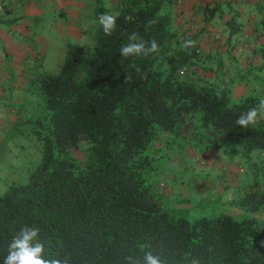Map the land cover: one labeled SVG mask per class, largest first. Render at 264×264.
<instances>
[{"label":"trees","instance_id":"16d2710c","mask_svg":"<svg viewBox=\"0 0 264 264\" xmlns=\"http://www.w3.org/2000/svg\"><path fill=\"white\" fill-rule=\"evenodd\" d=\"M92 1L93 44L81 55H65L56 74L37 79L45 111L36 130L40 160L24 183H10L0 193V264L25 225L40 230L46 257L67 255L69 264H125L127 256L133 257L127 264H137L136 257L143 264L149 250L169 264L193 257L201 264H264V188L256 187L255 178L240 186L233 201L251 216L203 214L191 220L169 212L151 180L154 143L180 140L184 130L190 141L228 157L248 160L252 151L264 152V120L248 129L235 122L261 94L231 92L235 83L264 80V0L255 3L259 18L251 29L260 38L250 51L258 60L248 57L226 76L217 57L211 68L197 47L190 54L181 50L184 40L197 41L199 34L173 25L175 0H115L113 12L103 0ZM219 9L205 6L203 22ZM105 13L117 16L112 36L98 22ZM234 18H227V39L240 31ZM132 32L145 42L155 40L160 52L122 57L120 48ZM197 59L204 62L198 67L213 71V80L191 69ZM80 143L81 161L70 154Z\"/></svg>","mask_w":264,"mask_h":264},{"label":"rangeland","instance_id":"374dc122","mask_svg":"<svg viewBox=\"0 0 264 264\" xmlns=\"http://www.w3.org/2000/svg\"><path fill=\"white\" fill-rule=\"evenodd\" d=\"M3 2L6 9L0 4V20L4 21L0 22V193L10 183H24L40 160L41 141L36 130L45 119V111L36 86L38 77L56 74L65 55L83 54L85 47L93 44L94 28L92 0ZM256 2L175 0V5L171 6L173 25L180 32H197L196 47L201 55L209 57L208 61H203L216 68L217 57L226 76L231 66H240L248 57L252 63L258 60L256 55H250L260 41L251 31L252 22L259 18L254 8ZM103 4L108 12L116 8L115 0H103ZM213 5H220V9L216 17L205 24L204 7ZM229 15L235 17L234 23L242 25L240 31L227 39ZM14 18L11 26H7L6 20ZM204 62L197 59L191 69L213 80V71L198 67ZM154 70L163 77L161 67ZM249 89L264 98V80L249 78L244 84L231 86L234 97L246 94ZM180 135V140H163L154 143L151 149L156 156V170L151 180L163 206L174 216L189 220L203 214L251 216L239 210L233 201L242 190L240 186L253 178L256 187L264 188V152L252 151L248 160L228 157L197 140L190 141L187 130ZM84 147V143H80L70 154L81 161ZM261 215V212L257 214Z\"/></svg>","mask_w":264,"mask_h":264},{"label":"clouds","instance_id":"9594fccd","mask_svg":"<svg viewBox=\"0 0 264 264\" xmlns=\"http://www.w3.org/2000/svg\"><path fill=\"white\" fill-rule=\"evenodd\" d=\"M127 19H131L128 17ZM117 16L112 14H101L98 22L106 36H112L116 30ZM152 21H149L148 25ZM128 43L120 48V55L128 57H148L160 52L159 45L155 40L145 42L137 32L128 35ZM197 41L186 39L180 45L181 50L188 51L196 47ZM171 55V53H169ZM127 79V78H126ZM264 120V98L259 99L256 106L249 108L246 112L241 113L236 119V125L243 129H248L250 125H255ZM40 230L37 227L22 226L19 232L12 238L8 244L7 254L3 257V264H69L70 257L61 256L57 253L54 256H45V245L39 239ZM264 247V241L260 242ZM133 259L132 256L125 257V264ZM143 264H169V261L162 259L161 255L153 254L152 251H145L142 257ZM137 264H140L141 258L136 257ZM187 264H201L199 258H191Z\"/></svg>","mask_w":264,"mask_h":264},{"label":"crops","instance_id":"0c3cea01","mask_svg":"<svg viewBox=\"0 0 264 264\" xmlns=\"http://www.w3.org/2000/svg\"><path fill=\"white\" fill-rule=\"evenodd\" d=\"M184 4V3H183ZM216 17V16H215ZM219 17V15L217 16V18ZM214 19V18H213ZM255 23H256V21L254 20L253 22H252V25H251V28H253L254 26H255ZM11 26V25H10ZM11 28V27H10ZM8 33H10V32H8ZM6 37H7V35L6 34H4ZM256 91V90H255Z\"/></svg>","mask_w":264,"mask_h":264}]
</instances>
